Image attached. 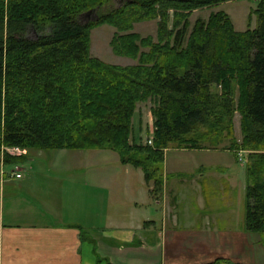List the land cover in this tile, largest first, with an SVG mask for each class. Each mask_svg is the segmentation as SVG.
<instances>
[{"label": "trees", "instance_id": "16d2710c", "mask_svg": "<svg viewBox=\"0 0 264 264\" xmlns=\"http://www.w3.org/2000/svg\"><path fill=\"white\" fill-rule=\"evenodd\" d=\"M113 1L0 0V148L112 149L142 167L158 196L171 144L212 148L229 139L236 159L246 156L245 227L264 234V0L250 8L245 30L224 10L191 26L195 9L228 0ZM96 7L98 19L81 20ZM149 18L158 19L154 42L131 31ZM101 23L116 27L113 50L139 57L137 65L91 56L90 30ZM148 100L152 142L138 143L132 117ZM236 110L240 141L229 128ZM23 156L2 154L5 162Z\"/></svg>", "mask_w": 264, "mask_h": 264}, {"label": "crops", "instance_id": "0c3cea01", "mask_svg": "<svg viewBox=\"0 0 264 264\" xmlns=\"http://www.w3.org/2000/svg\"><path fill=\"white\" fill-rule=\"evenodd\" d=\"M140 136L132 129V141L149 137ZM32 149L56 153L42 164ZM207 151L216 150L167 148L158 196L142 167L123 164L112 149L28 148L19 162L0 156V264H264V234L248 231L244 212L224 206L228 196H203L202 174L178 165L185 154ZM187 180L191 186L179 190ZM196 186L198 195L179 194Z\"/></svg>", "mask_w": 264, "mask_h": 264}, {"label": "rangeland", "instance_id": "374dc122", "mask_svg": "<svg viewBox=\"0 0 264 264\" xmlns=\"http://www.w3.org/2000/svg\"><path fill=\"white\" fill-rule=\"evenodd\" d=\"M255 1L256 0H228L225 2H221L216 6H209V7L195 9L190 15L191 26L194 24L196 19L198 18L207 19L210 12L221 9L230 14V17H232L234 28L236 30H245L248 24V10L249 8L255 5L254 3ZM123 2L124 0H114L109 6L112 5V7H119L120 5H122ZM89 17H91V15ZM251 25L252 27L255 25V19H253ZM169 26H171V23L169 24ZM116 31H117L116 27L109 23H101L97 26L92 27L89 35L91 56L97 57L100 60L104 61L105 63L114 64V65H120V66L137 65L139 63L138 62L139 57L136 58V57H131L129 55L118 54L113 50L110 41L113 35L116 33ZM131 31L137 32L141 37L150 36L153 42L157 41L156 38L158 32V19L149 18V19L135 21L133 23V27ZM140 50L147 52L149 48L142 46L140 47ZM234 97L236 102L238 98L237 89L235 91ZM151 106H152V102L150 100L145 102H138L134 115L132 117L133 131L136 133V135H141L140 137L142 138L149 136L147 140H149L150 138L152 139V132L154 129L153 115L151 114ZM240 118H241L240 113L236 110L232 115L231 125H229V128L232 127L231 128L232 136H234V138H237L239 141L241 140ZM204 144L207 145L206 143ZM173 145L171 146L178 148L176 145L175 146ZM229 145H230L229 139L228 140L225 139L219 142L217 147L211 148V149H215L216 151H212V152L207 151L202 154H185L186 160L182 159L181 157L178 161V165L184 168L185 171L182 172L193 173L196 176L198 175L200 176L202 174L201 176L203 181V191H202L203 196L208 197L209 195L211 196L215 194L219 199L220 197L223 198L224 200L222 201L224 202L227 201L226 196H228L229 201L231 203L230 202H228L227 204L225 203L224 206L226 208L228 205L233 206L234 211L244 212V216H245L246 156L244 151H239L241 153L240 154L238 153V157L236 159V156L233 152L226 150V149H230ZM4 147L7 146H2L0 148L1 153L5 152V150L3 151ZM8 148L11 149V147ZM203 149H205V147ZM32 153L36 160L37 158L38 159L40 158L42 164L45 162L47 164V162L50 161L51 156H53L56 153V150L37 151L35 149H32ZM174 153L175 151H170L169 156L171 157ZM195 153H201V152L198 151ZM22 154L24 153H21L20 155ZM199 163L205 165V169H203V171L201 170L195 172L192 166ZM25 164H26L25 162L19 164V167L25 168L26 167ZM163 169H164V163H163ZM83 171H84L83 168H81V170L76 169L74 171V176L77 177L78 179H74V180L76 181L79 180V177L83 178L84 176ZM79 172H81V174ZM182 176L183 178H178V177L174 178L173 182L182 179L191 178V174L182 175ZM66 179H70V178L66 177ZM189 183L190 180L189 181L187 180V182H184V184L178 185L179 190H186L187 188H189V186H191V184ZM195 190H196L195 193L193 192V190H191L190 192L185 191L184 193H181L179 191V194L181 196H184L186 194L198 195L197 194L198 186H196Z\"/></svg>", "mask_w": 264, "mask_h": 264}, {"label": "water", "instance_id": "95a60500", "mask_svg": "<svg viewBox=\"0 0 264 264\" xmlns=\"http://www.w3.org/2000/svg\"><path fill=\"white\" fill-rule=\"evenodd\" d=\"M91 15V17H89ZM86 19H85V18ZM98 17H99V15H98V8L96 7V8H93V9H90V10H88V11H85L84 13H82L81 14V16H80V18H81V20L82 21H85V22H87V21H89V20H95V19H98ZM84 20H83V19Z\"/></svg>", "mask_w": 264, "mask_h": 264}, {"label": "built area", "instance_id": "2783aa9c", "mask_svg": "<svg viewBox=\"0 0 264 264\" xmlns=\"http://www.w3.org/2000/svg\"><path fill=\"white\" fill-rule=\"evenodd\" d=\"M148 142L151 143L152 140L149 139ZM12 148H13V150H11V152L13 153V155H16V154L20 155L22 153V149L21 148H19V147H12ZM2 154H3V152L1 153V156H2ZM11 173L15 177H20V175H21L20 173H15V171H12Z\"/></svg>", "mask_w": 264, "mask_h": 264}, {"label": "bare ground", "instance_id": "6f19581e", "mask_svg": "<svg viewBox=\"0 0 264 264\" xmlns=\"http://www.w3.org/2000/svg\"><path fill=\"white\" fill-rule=\"evenodd\" d=\"M2 151V150H1Z\"/></svg>", "mask_w": 264, "mask_h": 264}]
</instances>
